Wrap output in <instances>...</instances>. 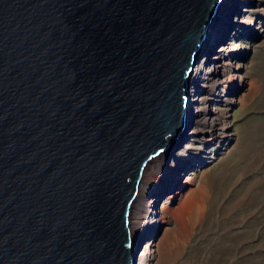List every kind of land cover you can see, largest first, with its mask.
Returning <instances> with one entry per match:
<instances>
[{
  "label": "water",
  "instance_id": "obj_1",
  "mask_svg": "<svg viewBox=\"0 0 264 264\" xmlns=\"http://www.w3.org/2000/svg\"><path fill=\"white\" fill-rule=\"evenodd\" d=\"M221 1L0 0V264H133L143 169L185 127Z\"/></svg>",
  "mask_w": 264,
  "mask_h": 264
},
{
  "label": "rangeland",
  "instance_id": "obj_2",
  "mask_svg": "<svg viewBox=\"0 0 264 264\" xmlns=\"http://www.w3.org/2000/svg\"><path fill=\"white\" fill-rule=\"evenodd\" d=\"M225 8L209 49L211 56L230 46L214 60L215 86L190 92L206 97L222 127L196 130L189 114L173 153L143 173L142 185L154 187L134 206L161 209L149 234L139 229L134 253L148 246L144 264H264V0H229Z\"/></svg>",
  "mask_w": 264,
  "mask_h": 264
},
{
  "label": "bare ground",
  "instance_id": "obj_3",
  "mask_svg": "<svg viewBox=\"0 0 264 264\" xmlns=\"http://www.w3.org/2000/svg\"><path fill=\"white\" fill-rule=\"evenodd\" d=\"M228 1L229 0H222L220 2V8H218V10H220L221 7L224 9V12H225V13L223 12L224 17H226V15H227L226 12H228L227 9L225 8ZM217 12H219V11H217ZM231 15H233V14H230V16H229L230 22L232 19ZM224 17H223V19H224ZM239 22L245 23L241 20ZM221 23L220 22L217 23L218 24L217 27H219V25ZM216 39H217V37L214 38L213 42L210 44L211 46H209L205 49L204 56H201V58L196 63H194V65H193V68H192L190 75H189V79H191V84H192L191 94H193L194 91L197 92L198 87L201 88L203 86L204 87L209 86L211 88L212 86H215V79L214 80L210 79V75H209L210 72L212 71L211 68L214 65L213 63H215L214 60L219 61V59H221L223 57L224 50H226V48L227 49L230 48V46H228L226 48L220 46V48L215 49L214 54H212L210 56L209 49H210V47H212V45L214 44ZM213 72L215 73L214 70H213ZM197 95H198L197 93H195L194 95H190L191 98L189 97V101L186 104L187 105V114L188 115L191 114L190 117L192 116V114L194 115V118H195L194 128L196 130L198 128L211 129V130L220 129V127H222L221 118L216 117L214 114L209 113V111L205 107V100H206L205 96L200 97ZM190 117L189 118L187 117V119L185 120V127H184L183 131H185V129L189 126L188 123H189ZM191 120H192V118H191ZM181 133L177 139L172 140L171 146L169 147V149L166 152H162L158 156L153 157L147 163V165L143 169V173L146 172V170H148L150 168V166H152V164L158 165V167L161 166V164L165 160V156L169 155V153H167V152L170 151V149L172 147H174V149H175V146H176L175 144L183 137L184 134L181 136ZM177 154H176V156H177ZM173 160L178 162V159H176V157H173L172 161ZM174 167L175 166L172 165V168H174ZM143 173H142L141 179H140L139 184H138L137 195H136V197L133 200L132 205H131V212H130V219H129L130 234L132 237V245H131V249L133 251L132 257H134L133 258V264H144V258L148 254V246H146L140 252L138 258L135 259L136 252L134 253V249H135L136 241L141 236V234L139 233L140 227L144 226L145 228L143 230L144 231L143 233H146L150 229V226H154L155 225L154 222L159 218V217L157 218V214L155 215V211L161 212V209L159 210V208H158V210H156L155 205L153 207H152V205L150 207H148V212H147L146 207H145L146 204L145 203L143 204V202H141L140 200L138 201L136 206H134L136 201H137L138 196H140L139 199H143L146 192H148L150 189H152L154 187L152 182L151 183H145L144 182V184L142 185ZM151 202H153V201L151 200ZM133 206L135 207L134 210L132 209ZM143 218H144V220H143ZM163 219H164V222L168 225H170L173 222V218L171 217V215H168L165 213H164ZM166 228H168V227H166ZM169 231H170V229H165L164 230V236H167L170 233Z\"/></svg>",
  "mask_w": 264,
  "mask_h": 264
}]
</instances>
